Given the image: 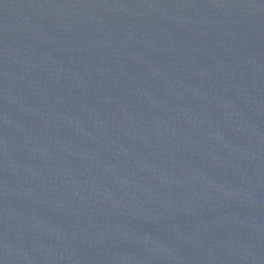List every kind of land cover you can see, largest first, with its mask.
Returning <instances> with one entry per match:
<instances>
[{
  "label": "water",
  "instance_id": "water-1",
  "mask_svg": "<svg viewBox=\"0 0 264 264\" xmlns=\"http://www.w3.org/2000/svg\"><path fill=\"white\" fill-rule=\"evenodd\" d=\"M0 264H264V0H0Z\"/></svg>",
  "mask_w": 264,
  "mask_h": 264
}]
</instances>
